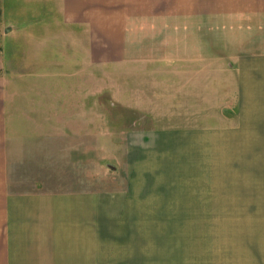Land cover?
<instances>
[{"label": "crops", "instance_id": "1", "mask_svg": "<svg viewBox=\"0 0 264 264\" xmlns=\"http://www.w3.org/2000/svg\"><path fill=\"white\" fill-rule=\"evenodd\" d=\"M26 1L46 4L51 21L22 8L0 21V264H101L103 193L84 183L88 68L96 79L108 70L114 103L140 117L132 141L152 142V158L237 134L240 162L257 172L264 0ZM141 150L128 159H146Z\"/></svg>", "mask_w": 264, "mask_h": 264}, {"label": "rangeland", "instance_id": "2", "mask_svg": "<svg viewBox=\"0 0 264 264\" xmlns=\"http://www.w3.org/2000/svg\"><path fill=\"white\" fill-rule=\"evenodd\" d=\"M7 2L0 5L1 22L14 23L20 8L27 19L36 11L44 25L51 21L46 4ZM215 22L220 26L221 16ZM55 81L57 89L61 79ZM111 83L108 70L96 79L88 68L84 183L88 192L103 193L101 264H264V157L254 172L252 161L240 162L237 134L215 133L222 136L200 139L197 147L179 142L177 156L161 155L165 147L152 158V142L132 141L140 117L114 103ZM143 148L146 159H128Z\"/></svg>", "mask_w": 264, "mask_h": 264}]
</instances>
